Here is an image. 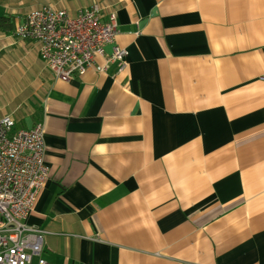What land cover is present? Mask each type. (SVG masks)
<instances>
[{
	"label": "crops",
	"instance_id": "1",
	"mask_svg": "<svg viewBox=\"0 0 264 264\" xmlns=\"http://www.w3.org/2000/svg\"><path fill=\"white\" fill-rule=\"evenodd\" d=\"M93 4L126 70L56 80L15 30ZM262 74L264 0H0V119L43 127L49 176L26 221L40 256L264 264Z\"/></svg>",
	"mask_w": 264,
	"mask_h": 264
},
{
	"label": "built area",
	"instance_id": "2",
	"mask_svg": "<svg viewBox=\"0 0 264 264\" xmlns=\"http://www.w3.org/2000/svg\"><path fill=\"white\" fill-rule=\"evenodd\" d=\"M15 34L38 45L40 59L61 82L89 69L104 74L113 67L120 74L127 67V51L116 43V18L111 14L102 20L96 4L75 17L41 7L27 15ZM44 154L41 124L16 129L8 118L0 119V264H33L34 258L36 264H50L40 256L46 232L26 223L49 176Z\"/></svg>",
	"mask_w": 264,
	"mask_h": 264
},
{
	"label": "rangeland",
	"instance_id": "3",
	"mask_svg": "<svg viewBox=\"0 0 264 264\" xmlns=\"http://www.w3.org/2000/svg\"><path fill=\"white\" fill-rule=\"evenodd\" d=\"M97 5V4H96ZM99 7V6H98Z\"/></svg>",
	"mask_w": 264,
	"mask_h": 264
}]
</instances>
